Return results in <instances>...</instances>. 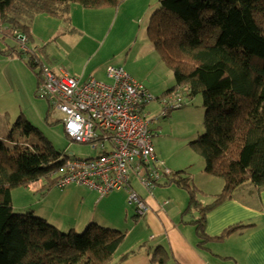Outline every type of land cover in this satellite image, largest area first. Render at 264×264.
<instances>
[{"label": "trees", "instance_id": "trees-1", "mask_svg": "<svg viewBox=\"0 0 264 264\" xmlns=\"http://www.w3.org/2000/svg\"><path fill=\"white\" fill-rule=\"evenodd\" d=\"M123 1L0 0V28L7 25L14 32L22 17L36 13L67 20L73 3L101 9ZM146 34L174 78L165 95L181 89L185 98H202L204 132L190 147L203 159L205 174L223 186L201 213L247 185L256 193L264 190V0H158ZM29 64L34 69L39 63L32 58ZM15 126L26 135L36 132L21 118ZM38 138L10 148L0 140V264H113L125 231L91 223L81 233L65 232L32 209L14 212L13 189L41 182L44 194L68 161ZM165 178L188 193L187 211L200 207L190 174ZM203 220L192 221L199 235ZM165 257L157 248L151 262L165 264Z\"/></svg>", "mask_w": 264, "mask_h": 264}, {"label": "rangeland", "instance_id": "rangeland-1", "mask_svg": "<svg viewBox=\"0 0 264 264\" xmlns=\"http://www.w3.org/2000/svg\"><path fill=\"white\" fill-rule=\"evenodd\" d=\"M157 8L158 0H124L117 6L101 9L82 8L73 3L69 13L74 18L73 30L64 20L39 13L22 17L19 21L23 25L20 24L14 32L3 25L0 28V140L10 148L13 146L10 143L34 144L40 137L68 159L95 158L102 152L88 144L67 139L63 116L52 109L47 98L39 94L40 81L36 74L40 66L30 67L29 54L40 47L37 56L41 53L46 60V55L56 50L54 58L65 62V66L71 60L64 61L59 52L70 54L74 58V66L84 69L85 80L94 78L103 83L109 82L107 68L122 67L153 97L143 114L151 121L152 143L159 159L171 168H178L176 172L195 174L198 180L206 177L203 159L190 147V142L204 132L201 96L184 98L180 109H166L163 102V99H170L169 95L162 93L174 85V78L146 34L150 17ZM18 118L34 127L35 134L22 133L15 126ZM105 148L109 150V145ZM212 179L218 183L215 192L221 191L223 181ZM131 183L137 189L143 188L135 178H131ZM40 184L37 182L12 190L15 213L27 212L24 208H37L41 204L46 194L39 192ZM211 201L201 199L203 204Z\"/></svg>", "mask_w": 264, "mask_h": 264}, {"label": "crops", "instance_id": "crops-1", "mask_svg": "<svg viewBox=\"0 0 264 264\" xmlns=\"http://www.w3.org/2000/svg\"><path fill=\"white\" fill-rule=\"evenodd\" d=\"M73 19L70 14L67 20L62 19L69 24L70 30H73ZM39 48L31 51L33 54H29V60L33 58L34 62L53 71L63 66L69 75L84 82V69L74 66L70 54H61L58 49L64 61L71 60L65 66V62L54 58L56 50L43 60L41 53L37 56ZM104 83H110V79ZM171 88L162 94H167ZM153 150L158 157L154 146ZM165 165L172 173L178 169L169 167L167 162ZM205 176L198 180L195 174H191L198 190L195 199L200 207H192L189 211L186 210L188 193L175 183H167L166 178H162L151 193L144 188L137 189L131 183L148 206V212L142 216L128 203L126 190L101 197L95 191L77 185H70L62 191L49 189L37 208L26 207L24 210L32 209L35 215L62 231H82L91 223L125 231V241L115 252L113 264H155L151 257L157 248L165 254V264H264V190L256 193L247 185L236 191L232 198L202 214L200 208L210 205L220 192H215L218 183L212 179L214 177ZM222 186L220 184V189ZM207 198L212 201L203 204L201 199ZM200 218L204 220L201 223L203 232L199 235L192 221ZM235 227L236 230L220 239L227 235L225 231Z\"/></svg>", "mask_w": 264, "mask_h": 264}, {"label": "built area", "instance_id": "built-area-1", "mask_svg": "<svg viewBox=\"0 0 264 264\" xmlns=\"http://www.w3.org/2000/svg\"><path fill=\"white\" fill-rule=\"evenodd\" d=\"M38 65L39 94L63 116L67 139L102 150L95 158L68 159L53 187L62 191L70 185L82 186L101 197L126 190L136 213L146 214L148 206L131 187V178L151 193L172 173L154 153L151 121L143 114L153 100L151 93L122 67L109 66L106 75L110 83H103L94 78L79 82L63 66L53 71ZM168 95L169 100L163 99L166 109L183 106L181 89Z\"/></svg>", "mask_w": 264, "mask_h": 264}]
</instances>
